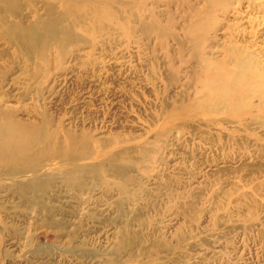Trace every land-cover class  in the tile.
<instances>
[{"label": "rangeland", "instance_id": "374dc122", "mask_svg": "<svg viewBox=\"0 0 264 264\" xmlns=\"http://www.w3.org/2000/svg\"><path fill=\"white\" fill-rule=\"evenodd\" d=\"M3 1L0 264H264V0Z\"/></svg>", "mask_w": 264, "mask_h": 264}, {"label": "bare ground", "instance_id": "6f19581e", "mask_svg": "<svg viewBox=\"0 0 264 264\" xmlns=\"http://www.w3.org/2000/svg\"><path fill=\"white\" fill-rule=\"evenodd\" d=\"M104 1H107V0H104ZM145 1L146 0H136V1L132 0L131 3L133 6H135L136 4H139L138 7H141V6L143 7V5H145L144 3ZM163 1L167 3L175 2L177 4L187 6V12H189L191 15L190 25L186 29V36L189 42L188 44L191 45L190 57L195 58L197 61H201V64L203 65V67L208 65L209 61H213V60L209 59L208 56L202 52L201 39L206 34L207 22H208L209 17L212 15V10L209 8L215 7L216 0H201L203 1V5L201 6L199 5L200 7L193 6L192 3L190 2L191 0H163ZM103 10H105V8ZM171 23L172 21L168 20V25H167L168 27H165V25H162L157 20L156 17H153L151 21H146V22L143 21L141 23L140 29L144 35L156 34L158 36L159 41L165 46H167L168 39L172 38L175 41V43L179 46V50L183 51V49L185 48V43L182 40H180V38L171 29V26H170ZM226 61H233V63L224 64L222 68L223 70L221 72L222 75L220 79L224 83L225 86L233 87L235 85H239L246 89L249 83L251 82L250 80L254 79L255 77H258V74H257L258 64L256 60L253 58V56H251L250 54L246 52H240L239 54H235L232 58H229ZM9 135H10L9 140L11 142V145L14 146L13 141H14L15 133L11 132Z\"/></svg>", "mask_w": 264, "mask_h": 264}]
</instances>
